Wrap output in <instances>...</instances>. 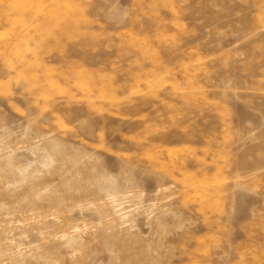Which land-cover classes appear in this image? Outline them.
Listing matches in <instances>:
<instances>
[{
    "label": "rangeland",
    "instance_id": "rangeland-1",
    "mask_svg": "<svg viewBox=\"0 0 264 264\" xmlns=\"http://www.w3.org/2000/svg\"><path fill=\"white\" fill-rule=\"evenodd\" d=\"M0 264H264V0H0Z\"/></svg>",
    "mask_w": 264,
    "mask_h": 264
},
{
    "label": "bare ground",
    "instance_id": "bare-ground-1",
    "mask_svg": "<svg viewBox=\"0 0 264 264\" xmlns=\"http://www.w3.org/2000/svg\"><path fill=\"white\" fill-rule=\"evenodd\" d=\"M120 218H122V216L120 215ZM123 219V218H122Z\"/></svg>",
    "mask_w": 264,
    "mask_h": 264
}]
</instances>
